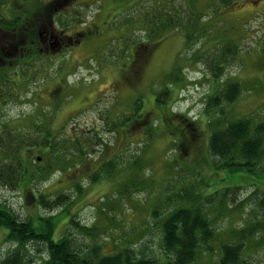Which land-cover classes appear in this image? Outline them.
<instances>
[{"label":"rangeland","instance_id":"obj_1","mask_svg":"<svg viewBox=\"0 0 264 264\" xmlns=\"http://www.w3.org/2000/svg\"><path fill=\"white\" fill-rule=\"evenodd\" d=\"M28 1L0 0V11L37 9ZM80 1L70 21L93 24L81 43L31 66L15 59L0 79V146L26 168L20 185L0 182V202L36 225L52 217L54 239L70 234L83 254L131 248L147 264H169L162 223L195 202L215 232L193 264L218 263L235 242L241 264H264V171L220 167L209 151L213 130L264 122V0ZM230 82L240 95L215 106ZM60 194L61 206L40 204ZM7 233L0 261L18 248ZM47 258L42 242L20 247L23 264Z\"/></svg>","mask_w":264,"mask_h":264},{"label":"trees","instance_id":"obj_2","mask_svg":"<svg viewBox=\"0 0 264 264\" xmlns=\"http://www.w3.org/2000/svg\"><path fill=\"white\" fill-rule=\"evenodd\" d=\"M230 1L223 0L225 3ZM217 66L219 69L222 68L220 65ZM215 75L221 76V73H215ZM0 79L2 80V78ZM168 92V89L164 91L165 94ZM240 93L241 84L230 82L222 89L223 97H216L213 104L218 106L223 101L234 102ZM160 97L157 98V101L159 105H162L167 100H161ZM166 115L168 113H164L163 119H171ZM175 117L184 121L181 114H175ZM137 123L145 124V120H137ZM183 133L186 132L183 130ZM43 143L44 146L52 147L48 139ZM16 151L17 149L12 150L9 146L6 148L0 146V182L9 186L20 185L25 176L26 168ZM209 151L211 155L220 159V167L246 165L250 171L257 169L264 171V122L253 125L250 117L241 118L229 122L223 128L213 130L209 137ZM65 197L64 194L57 195L54 199L42 197L40 204L43 203L49 207L61 206ZM261 203H264V198ZM45 218L44 223H42L44 217L40 218L38 225L30 220H20L11 208L0 202V229L6 228L8 230L7 240L15 242L18 246L6 258L2 259L0 264H23L19 261L20 247H25L30 241H39L46 245L48 253L46 264L148 263L147 260H137L133 257L131 248L112 255H105L100 253V246L97 245L93 246L87 254H83L81 249H76L70 234L55 240L50 220L52 217ZM162 230L164 249L167 255L172 256L169 264H193L198 258L200 248L213 239L215 232L212 219L209 218L204 208L195 202L181 205L170 211V215L162 223ZM241 251L242 244L240 242L223 244L220 260L216 264H241Z\"/></svg>","mask_w":264,"mask_h":264},{"label":"flooded vegetation","instance_id":"obj_3","mask_svg":"<svg viewBox=\"0 0 264 264\" xmlns=\"http://www.w3.org/2000/svg\"><path fill=\"white\" fill-rule=\"evenodd\" d=\"M27 3L32 4L28 0ZM33 3L37 9L31 11L8 12L9 15L0 11V78L5 81V68L15 59L19 64L31 66L45 56L60 54L81 43L93 26L82 29L76 21H70L79 17L76 6L83 3L80 0H44L43 3L33 0ZM59 15L64 17L63 29L57 25ZM4 96L1 91L0 106Z\"/></svg>","mask_w":264,"mask_h":264},{"label":"water","instance_id":"obj_4","mask_svg":"<svg viewBox=\"0 0 264 264\" xmlns=\"http://www.w3.org/2000/svg\"><path fill=\"white\" fill-rule=\"evenodd\" d=\"M39 159H41V157H39Z\"/></svg>","mask_w":264,"mask_h":264}]
</instances>
